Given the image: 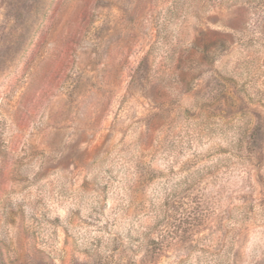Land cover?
Here are the masks:
<instances>
[{
	"label": "rangeland",
	"instance_id": "374dc122",
	"mask_svg": "<svg viewBox=\"0 0 264 264\" xmlns=\"http://www.w3.org/2000/svg\"><path fill=\"white\" fill-rule=\"evenodd\" d=\"M0 264H264V0H0Z\"/></svg>",
	"mask_w": 264,
	"mask_h": 264
}]
</instances>
